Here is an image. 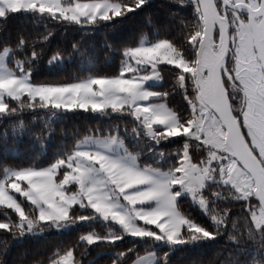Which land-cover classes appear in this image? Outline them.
Returning <instances> with one entry per match:
<instances>
[{
  "label": "snow or ice",
  "instance_id": "snow-or-ice-1",
  "mask_svg": "<svg viewBox=\"0 0 264 264\" xmlns=\"http://www.w3.org/2000/svg\"><path fill=\"white\" fill-rule=\"evenodd\" d=\"M151 7L0 0L3 21L22 15L84 35L105 30L104 57L115 62L100 71L83 36L50 54L52 31L0 40V264H9L14 242L81 228L28 264H97L101 256L104 264H172L176 251L225 239L226 259L192 264H264V0H172L166 18ZM141 13L143 23L119 38ZM46 57L53 78L38 79ZM78 57L86 74L56 75ZM177 93L182 104L171 105ZM69 116L92 122L70 137L61 125L49 152L56 124ZM26 139L38 149L6 147ZM193 205L200 214L187 210ZM91 248L101 251L87 259Z\"/></svg>",
  "mask_w": 264,
  "mask_h": 264
},
{
  "label": "trees",
  "instance_id": "trees-1",
  "mask_svg": "<svg viewBox=\"0 0 264 264\" xmlns=\"http://www.w3.org/2000/svg\"><path fill=\"white\" fill-rule=\"evenodd\" d=\"M172 3V0H151L152 7L146 11H151L154 14H159L161 17H167V6ZM160 5H165L164 8H161ZM175 9L182 10L185 14L187 13V7L176 3L173 5ZM145 13H141L137 16L133 21H128L125 23L124 27L117 34L119 38H128L133 32L134 27H138L144 21ZM0 26H2V30H0V40L10 38L14 39L17 33L25 32L28 34H47L48 31H52L53 35L49 37L47 43L44 47L47 49L50 54L52 50L56 48H69L74 42L81 41V37L83 36L82 43L89 48V52L91 53L93 61L98 65L100 71L111 72L113 67L115 66V62L109 63L105 60L104 53L105 49L103 48L104 40H105V30L100 29L92 35H84L81 29L78 26H70L65 28L59 23L53 22H45V21H36L33 22L32 18L22 15L11 16L7 19V21L0 20ZM46 59L41 61V65L38 68V79H46L53 78L50 70L47 67ZM88 62L83 57L74 58L71 62L65 63L62 68L56 72L57 76L67 77L69 79L72 78L73 74L84 75L87 73ZM165 79L167 81V73L164 74ZM167 87V83L165 84ZM170 104L179 106L182 104V99L179 93L170 98ZM39 116L40 114L37 113ZM31 114H25L24 119L26 121L31 120ZM86 122H92L90 117L80 116V117H72L69 116L67 119H61L57 124L56 128L58 130V134L53 138L52 141L49 142V152L54 151L55 147L61 143L62 137L59 134V128L61 125L68 132L69 137L71 136V132L75 127H83ZM34 127L39 129L41 127V123L39 121L34 123ZM3 131V123H0V132ZM9 150H19L21 153H32L34 150L38 149V146L29 140H25L19 144H16L9 140L6 145ZM4 142L0 140V154L4 152ZM2 208V207H0ZM188 211L192 212L193 215H198L201 213V210L195 205L189 207ZM2 212H0V216H2ZM98 231H103L102 228L97 229ZM3 230H0L2 232ZM85 229H74L72 232L65 233L61 236L57 237H49L44 240H26L19 243H13L10 245L7 259L9 264H28L29 261L37 258L40 254H50L48 249L51 248L52 242L56 241L61 244H68L73 240L77 239L80 234H82ZM128 246L127 242L124 244H119L118 242V250H123ZM228 245L225 240H220L217 244L208 245L205 248L198 250H188L182 249L176 251L173 255H171L170 259L172 264H192L195 260H203L206 262H216L220 260H224L227 258V250ZM101 249L91 248V255L87 259H92L97 256V253L100 252ZM143 255V251L140 253ZM75 255L79 258V252H76ZM108 259L107 256H101L97 259V264H104V262Z\"/></svg>",
  "mask_w": 264,
  "mask_h": 264
},
{
  "label": "rangeland",
  "instance_id": "rangeland-1",
  "mask_svg": "<svg viewBox=\"0 0 264 264\" xmlns=\"http://www.w3.org/2000/svg\"><path fill=\"white\" fill-rule=\"evenodd\" d=\"M0 207H2V206H0Z\"/></svg>",
  "mask_w": 264,
  "mask_h": 264
}]
</instances>
